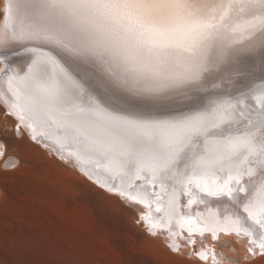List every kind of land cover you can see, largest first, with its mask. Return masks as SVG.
<instances>
[{"label":"snow or ice","instance_id":"obj_1","mask_svg":"<svg viewBox=\"0 0 264 264\" xmlns=\"http://www.w3.org/2000/svg\"><path fill=\"white\" fill-rule=\"evenodd\" d=\"M0 114V171L11 132L173 253L264 258V0H0Z\"/></svg>","mask_w":264,"mask_h":264},{"label":"rangeland","instance_id":"obj_2","mask_svg":"<svg viewBox=\"0 0 264 264\" xmlns=\"http://www.w3.org/2000/svg\"><path fill=\"white\" fill-rule=\"evenodd\" d=\"M4 127L0 114V138ZM8 135L20 164L0 171V264H201L187 249L173 253L163 237L149 236L139 206L26 137ZM218 249L234 264H264V258L246 261L244 248L230 242L221 240Z\"/></svg>","mask_w":264,"mask_h":264},{"label":"bare ground","instance_id":"obj_3","mask_svg":"<svg viewBox=\"0 0 264 264\" xmlns=\"http://www.w3.org/2000/svg\"><path fill=\"white\" fill-rule=\"evenodd\" d=\"M125 202V201H124ZM126 203V202H125ZM140 209V208H139ZM141 211V210H140ZM221 240H223V242H230V243H232L233 244V239L232 238H230V237H222L221 238ZM238 246V248L240 249V248H243L241 245H237ZM223 250V249H222ZM187 251L189 252V250L187 249ZM218 251H220V249H218ZM223 252H225L226 253V251L225 250H223ZM227 254V253H226ZM230 256V255H229ZM234 261V260H233Z\"/></svg>","mask_w":264,"mask_h":264}]
</instances>
